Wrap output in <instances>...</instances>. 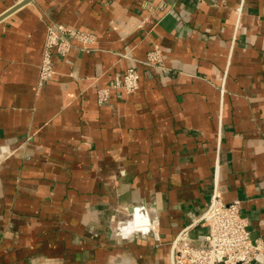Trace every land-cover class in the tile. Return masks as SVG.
<instances>
[{
    "label": "crops",
    "instance_id": "obj_1",
    "mask_svg": "<svg viewBox=\"0 0 264 264\" xmlns=\"http://www.w3.org/2000/svg\"><path fill=\"white\" fill-rule=\"evenodd\" d=\"M51 24L96 40L54 52L39 86ZM129 67L139 88L99 104ZM216 177L264 240V0H31L0 19V264H170L182 230L208 231Z\"/></svg>",
    "mask_w": 264,
    "mask_h": 264
},
{
    "label": "built area",
    "instance_id": "obj_2",
    "mask_svg": "<svg viewBox=\"0 0 264 264\" xmlns=\"http://www.w3.org/2000/svg\"><path fill=\"white\" fill-rule=\"evenodd\" d=\"M95 40V35L89 32L61 24L49 25L39 66L38 85L42 86L55 72L54 52L66 55L73 47L74 41H79L87 47ZM161 62L160 48L155 47L148 52L146 64L157 65ZM139 77L135 67L127 68L125 73L111 81L108 87L98 90V103H106L112 89L134 92L139 88ZM195 221L203 222L208 227L204 238L200 242H194L188 234L189 228L182 230L171 242L170 264H251L264 255V240L252 236L238 202L223 200L217 177L209 207L205 214ZM141 229L151 230L155 238H159L157 220L150 221Z\"/></svg>",
    "mask_w": 264,
    "mask_h": 264
},
{
    "label": "water",
    "instance_id": "obj_3",
    "mask_svg": "<svg viewBox=\"0 0 264 264\" xmlns=\"http://www.w3.org/2000/svg\"><path fill=\"white\" fill-rule=\"evenodd\" d=\"M28 1H31V0H23L22 2H19L17 5H15L13 8H11L10 10H8L7 13H5L3 16H0V19L2 17H4L5 15L11 13L12 11H14L15 9H17L18 7L22 6L23 4L27 3Z\"/></svg>",
    "mask_w": 264,
    "mask_h": 264
}]
</instances>
